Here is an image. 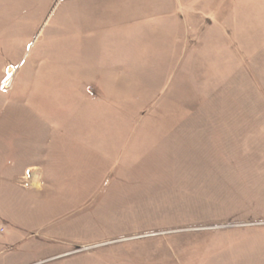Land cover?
<instances>
[{
  "label": "rangeland",
  "instance_id": "1",
  "mask_svg": "<svg viewBox=\"0 0 264 264\" xmlns=\"http://www.w3.org/2000/svg\"><path fill=\"white\" fill-rule=\"evenodd\" d=\"M1 240L264 264V0H0Z\"/></svg>",
  "mask_w": 264,
  "mask_h": 264
},
{
  "label": "crops",
  "instance_id": "2",
  "mask_svg": "<svg viewBox=\"0 0 264 264\" xmlns=\"http://www.w3.org/2000/svg\"><path fill=\"white\" fill-rule=\"evenodd\" d=\"M0 242H2V240H1ZM55 258H56V257H55ZM51 259H53V258H51ZM51 259H48V260H51ZM0 264H3V261L0 260Z\"/></svg>",
  "mask_w": 264,
  "mask_h": 264
}]
</instances>
